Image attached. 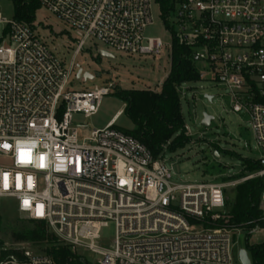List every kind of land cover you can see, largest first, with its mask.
I'll return each instance as SVG.
<instances>
[{
	"label": "built area",
	"instance_id": "1",
	"mask_svg": "<svg viewBox=\"0 0 264 264\" xmlns=\"http://www.w3.org/2000/svg\"><path fill=\"white\" fill-rule=\"evenodd\" d=\"M37 1L82 36L66 64L35 24L0 13V200H14L63 246L98 256L92 264H242L233 234L239 229L217 225L225 190L238 183L178 182L173 165L117 128L116 117L83 139L73 121L96 114L115 86L70 87L87 41L131 56H159L168 47L171 59L172 44L144 36L156 0ZM169 5L164 24L190 45L199 81L225 88L231 111L248 117L260 168L244 181L264 183V0ZM111 224L115 236L106 247L102 234ZM0 264L57 263L20 244L0 248Z\"/></svg>",
	"mask_w": 264,
	"mask_h": 264
},
{
	"label": "rangeland",
	"instance_id": "2",
	"mask_svg": "<svg viewBox=\"0 0 264 264\" xmlns=\"http://www.w3.org/2000/svg\"><path fill=\"white\" fill-rule=\"evenodd\" d=\"M0 13L7 19L14 17V5L10 0H0ZM153 24L144 33L146 39L159 38L164 45L173 43V35L167 30L163 21L161 5L155 3L152 8ZM173 19H170L172 26ZM35 26L40 37L66 64H69L77 47L81 34L71 29L44 7L36 14ZM176 31L179 28L176 26ZM99 51L110 54L113 58L103 57ZM75 73L70 87L75 91H92L109 87L114 83L112 92L102 97L96 114L85 117L73 116L78 126H83L81 139L90 135L93 130L104 129L116 117V127L123 131H133L136 126L127 115L123 114L126 104L116 94L118 90H150L159 92L171 70L170 49L167 47L159 56L127 55L111 49L96 40L87 41L84 50L77 56ZM90 74L93 80L84 81L77 78L79 70ZM181 111L185 125L184 135L188 145L173 154L166 152L161 158L168 165H173L177 176L175 180L182 183H238L225 190L227 200L223 217L228 218L235 203L236 189L244 183L241 178L245 160L257 161L260 154L247 116L234 113L229 106L227 90L212 81L184 83L178 90ZM206 96L213 97L210 101ZM214 117L212 126H202L203 114ZM226 179V180H223ZM253 179H248L251 181ZM222 212V211H220ZM0 217L3 225L1 237L9 244L8 233L12 228L19 229L29 221L24 214L17 211L14 200H0ZM223 218V219H224ZM219 220L224 226L225 220ZM217 223V225H218ZM221 228V227H220ZM235 256L246 247L264 242V229L252 233L239 230L236 233ZM115 236V227L111 224L102 234L103 245L111 246ZM88 262L94 263L98 256L91 252L79 251ZM251 257V254L249 253Z\"/></svg>",
	"mask_w": 264,
	"mask_h": 264
},
{
	"label": "trees",
	"instance_id": "3",
	"mask_svg": "<svg viewBox=\"0 0 264 264\" xmlns=\"http://www.w3.org/2000/svg\"><path fill=\"white\" fill-rule=\"evenodd\" d=\"M14 5V19L33 26L36 14L41 9L37 0H10ZM161 5L163 20L168 16L169 0H156ZM191 47L184 39L173 36L171 51V70L159 92L150 90H118L116 94L126 104L123 114L132 120L136 128L123 131L142 143L152 153L154 159L161 158L166 152L173 154L188 145L184 135L185 125L181 111L178 88L184 83L197 82L199 76ZM260 168L255 161L245 160L241 178L255 173ZM226 180V179H223ZM264 183L256 178L245 181L236 189L235 203L231 207L228 221L229 228L239 229L248 237L264 229V212L262 209V192ZM222 223H218L220 226ZM3 225L0 217V248L30 244L51 256L57 264H83L84 257L78 252L63 246L46 224L29 220L19 229L12 228L9 244L3 240ZM245 249L251 254L253 264H264V242L250 246L247 239Z\"/></svg>",
	"mask_w": 264,
	"mask_h": 264
},
{
	"label": "water",
	"instance_id": "4",
	"mask_svg": "<svg viewBox=\"0 0 264 264\" xmlns=\"http://www.w3.org/2000/svg\"><path fill=\"white\" fill-rule=\"evenodd\" d=\"M99 54L103 57H108V58H113L110 54L104 52V51H99ZM77 78L78 79H83L84 81H87V80H93L94 77L90 74H83V71L80 69L77 73ZM207 99H209L210 101H212V98L213 97H210V96H206ZM214 121V117L213 116H210L208 115L207 113H204L203 114V120H202V126L205 127V128H210L212 126V122ZM239 260L242 264H252V261L249 257V252L244 248V249H241L239 251ZM81 262L83 264H92L90 262H88L86 259H81Z\"/></svg>",
	"mask_w": 264,
	"mask_h": 264
}]
</instances>
